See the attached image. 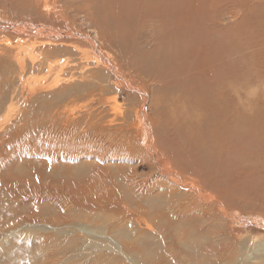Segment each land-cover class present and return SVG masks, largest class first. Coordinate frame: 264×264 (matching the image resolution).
<instances>
[{
    "label": "bare ground",
    "instance_id": "obj_1",
    "mask_svg": "<svg viewBox=\"0 0 264 264\" xmlns=\"http://www.w3.org/2000/svg\"><path fill=\"white\" fill-rule=\"evenodd\" d=\"M79 5L94 6L90 19L107 23V38L116 40L117 51L128 50L132 66L123 69L117 54L97 51L96 67L83 61L69 67L68 83L76 91L37 107L36 117L19 99L9 104L4 123L27 148L3 150L1 155L30 162L15 185L35 205L58 204L63 212L56 217L31 212L21 219L31 233L40 232L34 243L45 264H177L183 261L184 241L200 233L221 245L215 241L218 249H205L199 263L182 264H264V243L237 239L230 227L264 228L263 218L241 219L233 215L240 216L238 210L221 203L233 206L238 191L248 195L242 209L264 211V48L256 54L259 58L253 57L260 50L254 45L264 44L257 31L264 33V20L250 22L263 0H80ZM140 20L143 26L133 24ZM38 28L61 39L80 36L17 22L0 24V34ZM97 32L82 35L95 49L101 43ZM256 64L260 69L253 68ZM100 66L114 83L100 79ZM252 69L255 81L250 87ZM244 70L246 87L234 92L240 79L236 74ZM118 85L147 102L103 122L97 92ZM148 93L161 102L175 97L176 103H193L196 114L190 122L203 121L197 125L199 135L186 122L188 128L166 115L156 118ZM182 115L179 108L175 120ZM136 116L145 130L144 149L133 124ZM242 143L249 151L244 152ZM225 144L230 150L239 146V151H230L235 155L230 160ZM257 147L262 148L251 151ZM216 205L226 221L217 216ZM12 225L10 232L0 230V250L18 232ZM69 238L88 242L63 244ZM145 244L154 246L151 251L161 249L153 261L146 258L147 248H139ZM196 246L192 240L188 249Z\"/></svg>",
    "mask_w": 264,
    "mask_h": 264
},
{
    "label": "rangeland",
    "instance_id": "obj_2",
    "mask_svg": "<svg viewBox=\"0 0 264 264\" xmlns=\"http://www.w3.org/2000/svg\"><path fill=\"white\" fill-rule=\"evenodd\" d=\"M35 1L36 0H0V24L4 25L16 22L24 25L37 26L45 24L46 26L68 31L80 36L61 39L58 36H48V32L41 31L39 28L38 30L32 31V33L26 34L13 31H6L0 34V151H13L14 149L17 151H26L27 148V145L23 146L21 144V140L18 138L19 134H15L8 130L4 123L6 111L11 102H16V100L19 99L24 110L26 106V110L31 113V116L36 117L37 114L35 109L37 107L50 103L56 97L73 94L76 91L74 88L70 89L68 83L69 77L67 71L69 67L76 64L78 61L91 63L96 67L93 62H95L94 55L97 51L107 54L111 53L113 55L117 54L118 59L123 64V69L128 67V69L131 70L130 67L132 66V64H129L130 60L132 62V55L127 53L128 50L117 51L118 45L116 40L110 41L107 38V23L104 21H98L99 23H97L95 18H93L94 20L90 19L91 16H94L92 9L94 6H88L89 8L80 6V0H70L72 3L69 5H65L62 1L55 0H48V2L41 0L40 4H35ZM96 1L98 4H102L106 0ZM57 3H59V7H56ZM142 15H144L143 12L141 13V16ZM250 20L251 24H256L255 22L264 20V5L258 11L257 16L252 17ZM133 24H140L143 26L142 20ZM90 31H98L97 35L101 39V43H99L96 49L82 40V35H88ZM257 31L264 36L261 30ZM260 34H256L258 39H260ZM254 46L256 48L260 47L257 48L260 50L253 54L254 58H259L260 55L258 56L256 54H259V52L261 53V48H264V44L262 46L255 44ZM251 50L252 49L249 48V52ZM237 56H240V54ZM258 67L259 65L256 64L253 68L257 70ZM248 72L250 73V77H248L247 83H249L251 87V84L255 81L252 77V72H255V70L252 69ZM248 72L244 70V72L236 74L240 79L237 81L236 78L237 82H235L233 86L234 92L239 93L243 87H246L245 83ZM99 76L100 79H106L107 82L109 80L111 83H114L102 66H100ZM98 87L103 88L102 84ZM254 88H256V85H254ZM23 92L24 94H22ZM97 94L99 95L97 108L101 111L100 117L103 118V122H109L113 119L117 120L127 113V109L131 110L143 107V104L147 102V99L129 92L121 85L114 86L113 89L109 91L100 89ZM147 96L149 108L155 109L154 116L156 118L160 119L166 115L174 120V122H183L185 126L186 122L188 125L194 127L196 136L199 135L197 125L203 121H197L196 119L190 122L191 117L196 114L190 107L193 106V103H176L178 100L175 97H172V100L161 102L157 100L152 93H148ZM160 102L163 104L164 108L160 107ZM179 108L180 113L183 112L184 115L175 120ZM148 121L152 126L150 118H148ZM133 124L138 134V143L140 147L144 149L145 144L142 139V134L145 130L142 129L138 116H136V120L133 121ZM186 128L188 127L186 126ZM177 131L179 132V130ZM214 135L217 136L216 134ZM11 140L13 143L12 147L9 149L8 144ZM241 145H243V149L246 150L244 152L249 151L244 143L239 146ZM224 146L229 160L235 156L230 151H239V146L235 147L236 149L233 147L232 150L229 149V144H225ZM201 147L202 146L198 145V149ZM260 148L262 147L254 148L251 151H258ZM198 152L201 153L202 151ZM206 152L207 151H204L203 155L206 156ZM236 154L239 155L240 152ZM21 158L10 159L2 156L0 152V230L10 232L13 226L12 224L16 225V230H18L15 237L12 235L10 238L11 241L0 250V264H45L43 253L38 252L37 246L34 243L40 232L37 230L36 233H31L28 230V225L21 222V219L31 212L38 213L40 217L61 216L63 212L62 209H57L59 207L58 204L52 206L48 203L35 205L32 199L24 198V192L20 191L15 185V179L20 176V173L25 172L26 162H29L27 159L22 158L23 161ZM200 161L201 159H199V162ZM247 167L249 170H260V167L258 168L253 165H247ZM143 171L144 169H140V172ZM260 171L263 172L262 170ZM23 186L24 188L27 187L25 183H23ZM247 197L248 195L237 191L235 197L233 196L231 199V202H235L233 206L225 202L226 205L223 201H221V203L225 208L238 210L236 212L239 213L240 216L236 213L233 215L241 219L252 215H259V217L264 220V211L242 209L243 205H246L243 200ZM219 209H221V211H219ZM214 210L219 219L226 221L221 207L216 205ZM67 213L71 215V211ZM105 216L106 214H104L103 217ZM230 227L237 239H248L250 241L264 243V228L262 226L257 228L250 225L238 229L230 224ZM198 236H200L199 240ZM73 240V238H69L64 241L63 244L70 245L88 242L84 239L79 241ZM192 240L197 242V246L195 249L190 250L188 247ZM215 241L219 242V239L215 240L213 236L203 233L185 240L184 246L181 247L183 250L181 251V259L183 261H178L177 264L192 260L195 263H199L203 260V255L205 253L207 254L205 249L212 251L213 249L216 250L219 248L221 242H219L220 245L217 247L218 244ZM144 246H139V248H147L149 250V252L146 253V258L151 261H153L156 255H159L161 251L160 248L157 251H151L154 248L153 245L145 244ZM79 263L81 264L83 262L80 261ZM62 264L70 263L65 262Z\"/></svg>",
    "mask_w": 264,
    "mask_h": 264
}]
</instances>
